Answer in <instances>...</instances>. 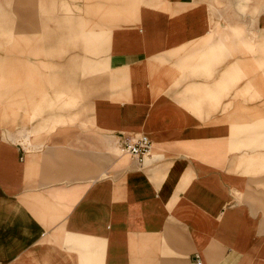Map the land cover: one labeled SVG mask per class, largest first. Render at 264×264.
<instances>
[{
    "label": "crops",
    "instance_id": "crops-1",
    "mask_svg": "<svg viewBox=\"0 0 264 264\" xmlns=\"http://www.w3.org/2000/svg\"><path fill=\"white\" fill-rule=\"evenodd\" d=\"M122 5L87 112L54 130L0 41V264H264V0Z\"/></svg>",
    "mask_w": 264,
    "mask_h": 264
},
{
    "label": "rangeland",
    "instance_id": "rangeland-1",
    "mask_svg": "<svg viewBox=\"0 0 264 264\" xmlns=\"http://www.w3.org/2000/svg\"><path fill=\"white\" fill-rule=\"evenodd\" d=\"M125 2L128 0H0L3 48L16 42L11 35L18 33L19 57L25 60L21 69L32 67L34 61L38 82L50 95L49 104L44 103L46 111L43 107L36 110L35 115L43 114L35 121L46 113L57 115L49 123L54 130L85 115L106 75L110 30L136 9L123 6ZM260 57L264 62V53Z\"/></svg>",
    "mask_w": 264,
    "mask_h": 264
},
{
    "label": "built area",
    "instance_id": "built-area-1",
    "mask_svg": "<svg viewBox=\"0 0 264 264\" xmlns=\"http://www.w3.org/2000/svg\"><path fill=\"white\" fill-rule=\"evenodd\" d=\"M121 147L130 154L137 162L143 166L145 159L150 155L152 149L151 139L143 134L133 136H123L121 140ZM197 264H202V261L197 259Z\"/></svg>",
    "mask_w": 264,
    "mask_h": 264
}]
</instances>
